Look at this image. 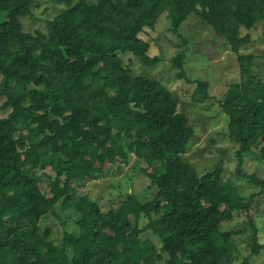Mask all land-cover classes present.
<instances>
[{
    "label": "trees",
    "instance_id": "trees-1",
    "mask_svg": "<svg viewBox=\"0 0 264 264\" xmlns=\"http://www.w3.org/2000/svg\"><path fill=\"white\" fill-rule=\"evenodd\" d=\"M36 1L0 0V99L11 109L0 119V264H233L239 233L222 226L250 211L251 199L245 203L239 187L224 180L220 163L199 173L183 158L195 133L188 116L172 91L134 74L124 56L146 68L161 62L144 35L166 13L176 34L197 17L227 42L241 80L220 106L242 175V163L264 143V79L255 73L256 56L241 52L264 23V0H49L68 8L46 32L28 33L22 18ZM186 55L172 63L182 70L179 79L195 84L184 71ZM196 83L193 98L207 100L209 82ZM132 158L146 165L141 171L164 215L154 216L134 194L108 212L78 195L106 164ZM245 176L264 192L263 179ZM42 178L51 196L41 191ZM58 207L76 219V229L52 241L41 223L61 219ZM148 232L157 242L143 238ZM251 239L260 256L259 230Z\"/></svg>",
    "mask_w": 264,
    "mask_h": 264
},
{
    "label": "rangeland",
    "instance_id": "rangeland-1",
    "mask_svg": "<svg viewBox=\"0 0 264 264\" xmlns=\"http://www.w3.org/2000/svg\"><path fill=\"white\" fill-rule=\"evenodd\" d=\"M67 8L66 4L37 0L31 15L22 18L25 31L46 32L48 22ZM179 32L174 33L168 13L162 15L155 30H147L144 35L152 46L151 56L160 57L161 62L156 67L146 68L132 55H126L125 63L134 74L157 79L174 93L179 102V109L188 116L195 129L188 152L183 158L194 164L199 173H206L220 163L224 169V180H231L239 187L245 203L251 199L250 211L237 215L233 223H224L222 230H234L239 233L233 236L235 242L233 264L242 263L243 258H250L252 264H264V252L260 253V256H253L251 251L253 244L251 236L256 230L257 232L259 230L261 241L264 243V192L245 176L246 174L257 180L258 178L264 180V143L246 158L242 163V175H238L237 167L240 164L236 158L238 146L228 138L229 119L220 106V100L227 93L229 85L241 80L237 56L229 50L223 38L197 17H191ZM251 33L252 44L241 52L256 56L255 73L264 79V23ZM183 51L187 52L184 71L188 79L195 84L179 79L178 74L182 70L176 69L172 63V59ZM197 81L209 82L207 100L202 95L197 100L193 98L198 86ZM2 105L3 100L0 99V119H7L11 109L3 110ZM133 158L129 165L120 161L106 164L103 167V175L90 182L85 189L80 188L78 195H88L104 212H108L117 208L126 195L134 194L144 206L151 209L154 216L164 215V211L155 207L158 200L157 189L141 171L146 165ZM46 173L54 175L50 169ZM40 189L47 196H51L46 178H42ZM58 214L61 219L50 215L41 223L43 231L51 230L52 241L62 239L65 230L76 229L73 221L76 219L69 218L61 207H58ZM63 222L66 224L63 225ZM148 222L144 218L139 225L144 227ZM143 238L157 242L156 236L151 232L145 233Z\"/></svg>",
    "mask_w": 264,
    "mask_h": 264
},
{
    "label": "clouds",
    "instance_id": "clouds-1",
    "mask_svg": "<svg viewBox=\"0 0 264 264\" xmlns=\"http://www.w3.org/2000/svg\"><path fill=\"white\" fill-rule=\"evenodd\" d=\"M176 56H177V55H176ZM159 82H160V81H159ZM160 83H161V82H160ZM161 84H162V83H161ZM162 85H163V84H162ZM163 86H164V85H163ZM164 87H165V86H164ZM166 88H167V87H166ZM251 251H252V250H251ZM252 255H253V256H256V255L253 254V253H252ZM244 261H245V260H244V258H243V262H242V263H244ZM242 263H240V264H242Z\"/></svg>",
    "mask_w": 264,
    "mask_h": 264
}]
</instances>
